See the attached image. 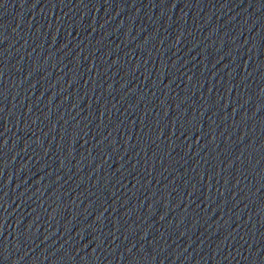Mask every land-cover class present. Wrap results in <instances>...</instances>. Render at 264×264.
Segmentation results:
<instances>
[{
  "label": "water",
  "instance_id": "water-1",
  "mask_svg": "<svg viewBox=\"0 0 264 264\" xmlns=\"http://www.w3.org/2000/svg\"><path fill=\"white\" fill-rule=\"evenodd\" d=\"M0 264H264V0H0Z\"/></svg>",
  "mask_w": 264,
  "mask_h": 264
}]
</instances>
